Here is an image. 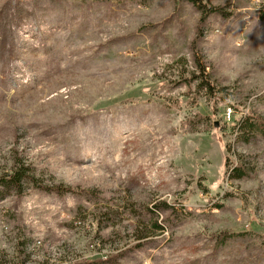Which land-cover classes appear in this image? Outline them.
Returning <instances> with one entry per match:
<instances>
[{"label": "rangeland", "instance_id": "obj_1", "mask_svg": "<svg viewBox=\"0 0 264 264\" xmlns=\"http://www.w3.org/2000/svg\"><path fill=\"white\" fill-rule=\"evenodd\" d=\"M199 2L0 0V264H264V0Z\"/></svg>", "mask_w": 264, "mask_h": 264}, {"label": "trees", "instance_id": "obj_2", "mask_svg": "<svg viewBox=\"0 0 264 264\" xmlns=\"http://www.w3.org/2000/svg\"><path fill=\"white\" fill-rule=\"evenodd\" d=\"M190 3H192L201 13H202V17H201V22H205L208 18V16L212 13H218L224 16V13L221 12V10L219 8H207L206 6H204L203 4H200L199 0H188ZM260 17H264V10L261 11L260 13ZM197 76H190L189 78H183L182 82L185 81L186 84H188L189 86L194 82L197 81V89H199V91H204L205 95L210 98L212 97L214 99L215 96V89L212 88V86L210 85L209 79L207 77V73L205 72V68L203 67V65L200 64L199 61H197ZM191 83V84H190ZM195 102V101H194ZM193 102V103H194ZM177 104H175L176 106ZM177 107V106H176ZM193 126L195 125L194 122L191 123ZM235 132L238 133L239 132V137H237V139L239 138H243L245 137L244 134H248V132H252V133H260L262 135H264V118L262 116L259 115H255L254 113H247V115L245 116L244 119H242L241 121L237 122V124L234 126ZM249 135V134H248ZM227 162V161H226ZM225 162V164H226ZM20 163L18 161H15L12 170L9 172V174L4 175V176H0V187H2L3 189L8 190V188H11L16 190V191H20L21 189V184L23 182V180H26L28 182H30L34 187L38 188L41 187L38 180H36L33 176L28 174V170L27 168L24 166L19 165ZM232 177L235 179H242L248 176V173L246 172V170L243 168V164L241 163V161H238L236 163H232ZM46 190H50L49 188H45ZM53 191H56L57 193H60L61 191L58 189H54ZM70 191V189H69ZM155 228H158V226L156 224H154ZM226 234L222 235L225 236ZM221 237V236H220ZM223 238L220 239L219 243H217V246H220V244H222ZM122 255L116 254V255H112L111 258H109L108 260L106 259L105 261L103 260H97V261H86L83 262L84 264H116V261L118 260L119 257H121Z\"/></svg>", "mask_w": 264, "mask_h": 264}]
</instances>
